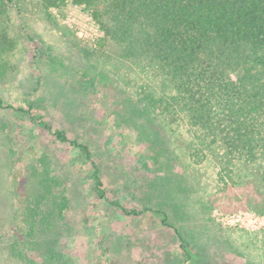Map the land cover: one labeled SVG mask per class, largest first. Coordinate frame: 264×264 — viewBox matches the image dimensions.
Segmentation results:
<instances>
[{
    "label": "rangeland",
    "instance_id": "rangeland-1",
    "mask_svg": "<svg viewBox=\"0 0 264 264\" xmlns=\"http://www.w3.org/2000/svg\"><path fill=\"white\" fill-rule=\"evenodd\" d=\"M115 51L84 6L5 0L0 101L41 106L45 121L89 145L109 198L127 209L164 211L166 222L197 241L211 264H264V226L227 228L213 219L214 211L264 218V195L250 179L246 186L231 184L222 153L195 151L186 127L171 132L160 118L136 111ZM74 154L0 107V264L184 260L173 230L153 214L125 218L94 201L71 166ZM237 176L230 173L233 181Z\"/></svg>",
    "mask_w": 264,
    "mask_h": 264
},
{
    "label": "trees",
    "instance_id": "trees-1",
    "mask_svg": "<svg viewBox=\"0 0 264 264\" xmlns=\"http://www.w3.org/2000/svg\"><path fill=\"white\" fill-rule=\"evenodd\" d=\"M65 1L37 0L45 7ZM71 1L84 6L115 45L116 66L126 67L123 83L132 89L135 110L160 118L171 132L186 127L195 151L222 153L231 184L246 186L250 179L264 195V0ZM0 107L20 113L73 150L71 166L94 201L125 218L151 213L171 228L184 258L177 264H211L197 241L166 222L164 211L127 209L109 198L89 145L45 121L41 106L13 108L0 101ZM232 172H238V181Z\"/></svg>",
    "mask_w": 264,
    "mask_h": 264
},
{
    "label": "built area",
    "instance_id": "built-area-1",
    "mask_svg": "<svg viewBox=\"0 0 264 264\" xmlns=\"http://www.w3.org/2000/svg\"><path fill=\"white\" fill-rule=\"evenodd\" d=\"M213 219L222 227L227 228H242L249 231H256L262 229L264 226V218L249 214L246 212H239L236 214H222L213 212Z\"/></svg>",
    "mask_w": 264,
    "mask_h": 264
}]
</instances>
